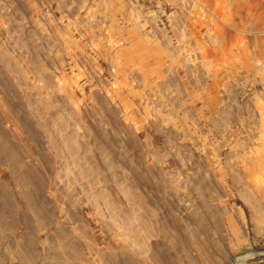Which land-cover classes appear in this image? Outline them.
<instances>
[{"label":"rangeland","instance_id":"1","mask_svg":"<svg viewBox=\"0 0 264 264\" xmlns=\"http://www.w3.org/2000/svg\"><path fill=\"white\" fill-rule=\"evenodd\" d=\"M0 264H264V0H0Z\"/></svg>","mask_w":264,"mask_h":264},{"label":"bare ground","instance_id":"2","mask_svg":"<svg viewBox=\"0 0 264 264\" xmlns=\"http://www.w3.org/2000/svg\"><path fill=\"white\" fill-rule=\"evenodd\" d=\"M261 32V31H260ZM26 248V247H25ZM28 248H29V246H28ZM25 251V250H24ZM31 251V250H30ZM30 251H28L29 253H30ZM26 253H27V250H26ZM27 256V255H26ZM28 257V256H27ZM34 257H35V255H34ZM30 259H31V256H30ZM33 260V259H32Z\"/></svg>","mask_w":264,"mask_h":264}]
</instances>
